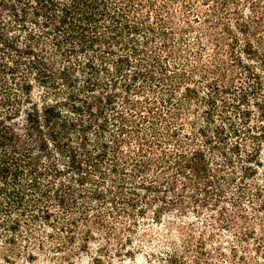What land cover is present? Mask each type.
Wrapping results in <instances>:
<instances>
[{
	"label": "trees",
	"instance_id": "1",
	"mask_svg": "<svg viewBox=\"0 0 264 264\" xmlns=\"http://www.w3.org/2000/svg\"><path fill=\"white\" fill-rule=\"evenodd\" d=\"M224 202L264 211V0H0V246Z\"/></svg>",
	"mask_w": 264,
	"mask_h": 264
},
{
	"label": "rangeland",
	"instance_id": "2",
	"mask_svg": "<svg viewBox=\"0 0 264 264\" xmlns=\"http://www.w3.org/2000/svg\"><path fill=\"white\" fill-rule=\"evenodd\" d=\"M222 206L225 209L204 210L196 216L188 213L187 217H183L182 209H173L171 212L166 209L159 223L152 219L154 216L152 209L147 215L149 219L143 221L139 218V225L135 227L130 226L128 222L119 224L116 232L120 241L113 240L110 245L102 240L103 236L108 235L101 229L97 230L98 226L94 223L91 225V229L95 231L93 237L101 244L91 243L88 252L79 248L83 241L82 234H78L77 244L73 250L75 252L69 251L66 254L54 255L53 252H49L46 244L43 252L38 248L36 240L30 249L23 246L28 244L24 242H20L18 248L12 250L0 246V264H235L236 261L241 264L239 256L245 257L247 264H254L260 259L263 261L260 255L264 253V245L258 247L257 241L253 240L244 243L240 236L245 226L258 227L260 219L264 220V211L259 213L248 204L245 205L247 214L256 212L259 215L258 220L251 218L252 221L247 225V222H242L238 216L241 213L240 209L226 202L222 203ZM180 207L182 206H177ZM221 224H228L231 226L230 230H223ZM129 226L134 232L130 233L127 230ZM42 234L45 235L44 232ZM258 235H262L260 230ZM131 241L136 243L130 244ZM100 246H109L108 255L101 253L98 249ZM245 246L249 249H244ZM257 248L262 250L259 249L257 252ZM170 255L174 258L172 263L169 261ZM98 257L101 262L97 261Z\"/></svg>",
	"mask_w": 264,
	"mask_h": 264
}]
</instances>
